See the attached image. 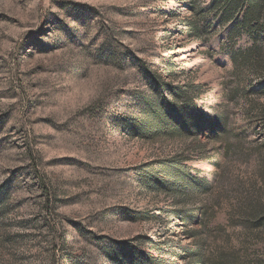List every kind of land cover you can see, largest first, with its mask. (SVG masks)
<instances>
[{"label": "rangeland", "instance_id": "rangeland-1", "mask_svg": "<svg viewBox=\"0 0 264 264\" xmlns=\"http://www.w3.org/2000/svg\"><path fill=\"white\" fill-rule=\"evenodd\" d=\"M246 1L0 0V264H264Z\"/></svg>", "mask_w": 264, "mask_h": 264}, {"label": "trees", "instance_id": "trees-1", "mask_svg": "<svg viewBox=\"0 0 264 264\" xmlns=\"http://www.w3.org/2000/svg\"><path fill=\"white\" fill-rule=\"evenodd\" d=\"M237 3H240L241 5H244L247 3L246 0H237ZM248 4V3H247ZM253 9L252 4H248V7L245 10V18L248 19L251 16ZM203 220V217L201 218ZM202 224H204V221H202ZM214 264H246L245 261H239L235 256H223V257H218L216 262Z\"/></svg>", "mask_w": 264, "mask_h": 264}]
</instances>
